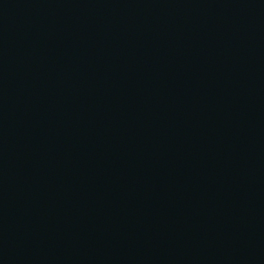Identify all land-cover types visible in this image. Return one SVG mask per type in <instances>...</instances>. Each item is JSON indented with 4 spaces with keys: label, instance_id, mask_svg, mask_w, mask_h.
<instances>
[{
    "label": "water",
    "instance_id": "water-1",
    "mask_svg": "<svg viewBox=\"0 0 264 264\" xmlns=\"http://www.w3.org/2000/svg\"><path fill=\"white\" fill-rule=\"evenodd\" d=\"M0 264H264V0H0Z\"/></svg>",
    "mask_w": 264,
    "mask_h": 264
}]
</instances>
